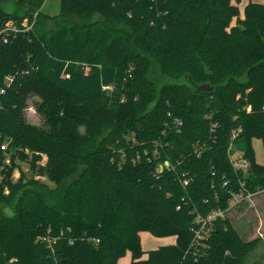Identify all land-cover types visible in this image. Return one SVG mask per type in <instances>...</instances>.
<instances>
[{
  "label": "trees",
  "instance_id": "1",
  "mask_svg": "<svg viewBox=\"0 0 264 264\" xmlns=\"http://www.w3.org/2000/svg\"><path fill=\"white\" fill-rule=\"evenodd\" d=\"M25 1L0 0L21 24L0 41V264H246L259 239L227 209L264 191V4Z\"/></svg>",
  "mask_w": 264,
  "mask_h": 264
},
{
  "label": "rangeland",
  "instance_id": "2",
  "mask_svg": "<svg viewBox=\"0 0 264 264\" xmlns=\"http://www.w3.org/2000/svg\"><path fill=\"white\" fill-rule=\"evenodd\" d=\"M2 8L8 12L19 13L21 9L20 5L16 1H12L2 5ZM43 12L53 17L60 12V0H46L43 8ZM243 16V11L241 12ZM29 17L23 20L22 25H30ZM8 23H12L15 27H21L20 23L14 20H10ZM37 97H31L28 100L27 108L25 109L26 121L32 125L39 127H46L44 118L38 114L36 110ZM253 147L255 150V156L257 161L264 165V146L262 140L255 138L253 140ZM28 153V151H27ZM9 163V160H6ZM47 161V156H44L42 164ZM21 169L16 168L13 173L14 181H17L21 177V171L23 170L26 175L30 176V170L27 163L20 162ZM41 180L49 183L46 177H37ZM227 217L231 220L235 229L239 232L240 236L245 241H252L259 239V243L253 253L246 260V264H264V191L253 196L252 199L247 202L232 208ZM142 246L145 251L154 250L161 246L175 244V237L157 238L150 233H142ZM146 255L144 256V258ZM131 254L127 253L120 259L118 264H130Z\"/></svg>",
  "mask_w": 264,
  "mask_h": 264
},
{
  "label": "built area",
  "instance_id": "3",
  "mask_svg": "<svg viewBox=\"0 0 264 264\" xmlns=\"http://www.w3.org/2000/svg\"><path fill=\"white\" fill-rule=\"evenodd\" d=\"M24 26H26V28H28V29L30 28L29 25H24ZM19 30L20 29L18 27H15L14 25H12V23H7L6 25H4V27L0 28V41L3 40L4 42H7L10 35L13 33H17ZM8 80L11 81V79H8ZM5 148H6V145L3 144L1 146V149L5 150ZM184 185H188V181H185ZM253 196H255V195L252 193H243V192L234 194L231 201H230L229 208L227 209V212H229L232 208L239 206L240 204L249 202ZM224 215H225L224 212H216V213L210 215L207 220H202V222H203L202 229H205L204 228L205 225L208 222H211L217 216H224ZM197 236L199 238L202 237L201 231L197 232Z\"/></svg>",
  "mask_w": 264,
  "mask_h": 264
},
{
  "label": "crops",
  "instance_id": "4",
  "mask_svg": "<svg viewBox=\"0 0 264 264\" xmlns=\"http://www.w3.org/2000/svg\"><path fill=\"white\" fill-rule=\"evenodd\" d=\"M232 1H233V3L238 4L241 12L244 10L245 6L250 2H257V3L264 4V0H232Z\"/></svg>",
  "mask_w": 264,
  "mask_h": 264
},
{
  "label": "water",
  "instance_id": "5",
  "mask_svg": "<svg viewBox=\"0 0 264 264\" xmlns=\"http://www.w3.org/2000/svg\"><path fill=\"white\" fill-rule=\"evenodd\" d=\"M24 1V3H26V1L25 0H23ZM19 5H21V3H22V1L20 2V1H16ZM35 13L34 12H30V16H31V18H34L35 17Z\"/></svg>",
  "mask_w": 264,
  "mask_h": 264
}]
</instances>
